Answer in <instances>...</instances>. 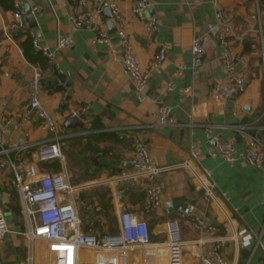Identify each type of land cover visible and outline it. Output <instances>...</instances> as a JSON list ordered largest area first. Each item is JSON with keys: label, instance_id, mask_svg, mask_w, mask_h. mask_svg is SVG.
<instances>
[{"label": "crops", "instance_id": "1", "mask_svg": "<svg viewBox=\"0 0 264 264\" xmlns=\"http://www.w3.org/2000/svg\"><path fill=\"white\" fill-rule=\"evenodd\" d=\"M136 2L104 0L101 11L93 12L94 0H87L86 4L79 0H14L15 6L27 3L31 8L37 7V26L28 27L36 36L37 48L53 53L49 65L42 70L41 102L57 123L56 133L29 111L32 78L39 65L26 58L20 45L24 37L12 33L15 9L0 6L3 141L31 144L27 157L41 172L44 170L37 158L39 146L60 143L64 156L58 158L61 169L51 172L66 171L69 180L77 173L75 193L86 197L84 206L78 205L84 231L91 229L100 235L118 232L121 211H131L147 221L151 238L162 255L158 264H168L167 221L171 219V207L176 212L179 204H193L195 213L218 229L214 234L201 236L189 218L180 220L182 264H201V256L218 238L227 240L222 252L231 264H264V167L247 162L246 141L238 129L242 125L252 130L263 128L264 137V3L220 2L233 27L230 39L237 74L247 87L219 103L213 97L214 82L228 78L223 69L220 40L208 29L209 23L218 24L211 0H149L148 12L159 24L153 34L131 13ZM107 7L112 10V17H108ZM88 13H92V18L80 27L71 19L72 15ZM100 30L109 33L118 60H113L107 45L96 41ZM121 30L129 35L144 68L167 46L143 101L138 99L123 63ZM66 36L74 38V45L60 48L59 41ZM194 37L202 39L205 49L204 61L197 70L193 67ZM68 81L71 85L67 92L56 88ZM187 87L192 91L189 96L183 92ZM162 104L171 107L174 119L163 126L158 124L156 115ZM74 111L79 113L77 117L83 126L67 128L66 122ZM214 136L235 143L238 159L234 163L219 154ZM139 143L149 148L160 169L158 174L148 175L129 165ZM193 149L198 157L192 154ZM88 151L108 162L96 165L86 157ZM13 177L10 166H0V197L9 212L11 229L0 239V253L6 264H28V225L20 216L12 215L21 211L22 203L19 190L12 185ZM151 183L163 188L162 204L157 208L146 205V189ZM110 197L113 222H108L109 210L105 207ZM93 252L82 249L80 257L91 264ZM43 256L44 264H53L48 242L37 240L33 264H39ZM130 264H146V260L135 255Z\"/></svg>", "mask_w": 264, "mask_h": 264}, {"label": "built area", "instance_id": "2", "mask_svg": "<svg viewBox=\"0 0 264 264\" xmlns=\"http://www.w3.org/2000/svg\"><path fill=\"white\" fill-rule=\"evenodd\" d=\"M86 4L87 0H79ZM93 12H100L104 0H94ZM216 7L218 24H208L220 40L222 48L223 69L228 78L215 80L213 97L222 103L236 93L243 85V77L237 74L236 57L232 50L230 36L233 32L231 19L227 17L220 6L221 0H211ZM149 0H137L131 9V13L139 18L149 34L158 29V20L148 12ZM37 7L31 9L36 14ZM27 12L23 4H18L14 10L15 23L13 34L27 31L29 29L26 20ZM92 18V13L85 15H72L71 19L76 26ZM36 42V36L33 33ZM121 43L125 47L123 63L129 72L135 88L137 97L143 101L147 97L148 82L154 71L163 62L167 46H163L155 56L151 64L144 68L134 49V45L125 31H119ZM96 41L104 43L111 50L113 60H118V54L112 39L106 30H100ZM74 45V38L66 36L59 41L60 48H70ZM49 58L53 53L49 49H41ZM193 67L197 70L202 65L205 56L203 41L200 37H194L192 44ZM183 67V66H182ZM182 74V68L178 70ZM42 69L37 66L32 78L29 111L35 112L42 118L45 127L53 133L57 131V123L41 102V79ZM172 87L169 86L168 90ZM184 94H191L190 88H184ZM171 107L162 104L157 112L158 124L163 126L174 122L171 116ZM79 113L74 111L70 117H77ZM239 132L245 138V158L247 162L255 167H264V137L261 129L252 130L248 125L239 126ZM55 139H57L55 137ZM219 154L228 162L234 163L238 159L237 147L233 141H223L220 136H214ZM31 144H20L17 141L4 142L3 133L0 131V166H10L14 172L12 185L16 187L21 195L24 214L27 218L28 230L25 232L30 241V252L28 264L34 262V242L45 240L48 242L51 260L53 264H90L80 257V250H93V263L91 264H130L131 258L139 255L146 260V264H158L162 258L159 255V247L153 242L150 227L147 221L140 219L131 211H121L120 229L118 232L108 234H97L93 230H82V220L79 213L78 203L75 199L76 187L71 184L67 172H41L34 163L30 162L27 154L30 152ZM192 154L198 157L195 149ZM37 158L40 162L56 158H64L60 143L57 141L39 146ZM129 164L137 170L148 175H156L160 169L154 164L149 148L139 143L136 145ZM18 165L24 167L20 169ZM163 188L160 184L151 183L146 189V205L148 208H157L162 204ZM1 198V197H0ZM84 204V202H82ZM177 217L167 221L170 235L168 264H182L180 220H190L193 228L201 236H208L217 232V226L208 223L195 213L193 204H179L176 208ZM11 232L7 211L0 199V239H4ZM227 240L218 238L212 241V245L201 256V264H231L224 256L222 250ZM142 249L144 252H139ZM0 264H6L0 253Z\"/></svg>", "mask_w": 264, "mask_h": 264}, {"label": "trees", "instance_id": "3", "mask_svg": "<svg viewBox=\"0 0 264 264\" xmlns=\"http://www.w3.org/2000/svg\"><path fill=\"white\" fill-rule=\"evenodd\" d=\"M260 2L262 4L264 3V0H260ZM0 6L4 9H16L14 0H0ZM15 36L24 37V39L20 42V45L26 58L31 63L38 64L42 70L49 65L50 58L44 54L43 50L37 48L32 30L28 29L27 31L16 33ZM53 160L41 162L42 169L44 171H59L61 169L59 159L57 158ZM105 207L109 210L108 217H111V222L115 221L114 216L110 213V209L112 208L111 197Z\"/></svg>", "mask_w": 264, "mask_h": 264}, {"label": "water", "instance_id": "4", "mask_svg": "<svg viewBox=\"0 0 264 264\" xmlns=\"http://www.w3.org/2000/svg\"><path fill=\"white\" fill-rule=\"evenodd\" d=\"M24 7H25V10L27 12L26 20H27V22L29 24V27L30 28L36 27L37 26V20H36L35 14L31 13V9H32L31 6L26 3V4H24ZM106 12L108 13V17H112V15H111L112 14L111 13L112 10L109 7L106 8ZM70 85H71V82L68 81V82H66V84H59V85H57L56 88L58 90H63L65 92H67L68 87ZM246 87H247L246 84H244V85L240 86L239 89L241 91H244ZM70 95H71V93L67 95V97H66L67 100L70 98ZM78 126H81V127L83 126V122L81 121V119L79 117H72V118H70L66 122V127L67 128H77ZM86 157L90 158L96 165H99L100 163H106V162H108L107 158L102 157L101 155H92L91 152H89V151L86 153ZM109 162L110 163L120 164V162H118V161H116V162L109 161ZM123 165H125L124 162H123ZM121 186L122 187L124 186V182L121 183ZM171 210L173 212L170 215V217L173 219L176 216V212H175L173 206L171 207Z\"/></svg>", "mask_w": 264, "mask_h": 264}, {"label": "rangeland", "instance_id": "5", "mask_svg": "<svg viewBox=\"0 0 264 264\" xmlns=\"http://www.w3.org/2000/svg\"><path fill=\"white\" fill-rule=\"evenodd\" d=\"M79 181V177H78V175H77V173H75V177L74 178H71V180H70V182H71V184L72 185H76L77 184V182ZM0 195H1V192H0ZM2 197V196H1ZM1 199V198H0ZM75 199H76V201H77V203H78V205L80 204V205H82V202L83 201H85L86 200V197L84 196V194H80V193H75ZM1 202H2V199H1ZM21 205V211H15L12 215L13 216H15V217H21V219H22V221L23 222H26V224H27V218H26V215L24 214V211H23V207H22V203L20 204ZM82 206H84V205H82ZM5 208V207H4ZM81 210L83 211L84 210V208H81ZM5 211H7L6 210V208H5ZM8 212V211H7ZM9 213V212H8ZM18 215V216H17ZM9 216H11V214H9ZM108 222H111V217H108ZM26 228H28V226L26 227ZM37 245H35V247H36ZM46 261V259H45V257L43 256L42 257V259H41V262L39 263V264H44V262Z\"/></svg>", "mask_w": 264, "mask_h": 264}]
</instances>
